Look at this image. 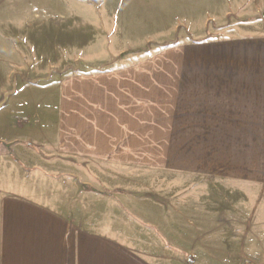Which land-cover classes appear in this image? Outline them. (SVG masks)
I'll return each mask as SVG.
<instances>
[{
  "label": "crops",
  "instance_id": "obj_1",
  "mask_svg": "<svg viewBox=\"0 0 264 264\" xmlns=\"http://www.w3.org/2000/svg\"><path fill=\"white\" fill-rule=\"evenodd\" d=\"M242 3L236 9L251 19L227 36L177 30L171 44L133 62L52 81L54 122L23 96H48V80L11 89L24 132L1 133L0 145L11 155L18 146L21 166L46 170L63 189L37 195L0 183V264L263 263L264 209L257 220L253 213L264 199V0ZM151 175L165 182L155 183L156 198H136L151 215L133 210L140 226L90 224L69 188L101 193L93 180L103 179L114 194L117 181ZM206 234L225 237L216 244Z\"/></svg>",
  "mask_w": 264,
  "mask_h": 264
},
{
  "label": "rangeland",
  "instance_id": "obj_2",
  "mask_svg": "<svg viewBox=\"0 0 264 264\" xmlns=\"http://www.w3.org/2000/svg\"><path fill=\"white\" fill-rule=\"evenodd\" d=\"M242 1L0 0V103L4 101V108H0V134L24 132L17 126L23 116L20 115L17 120L11 112L15 107L11 89L22 84V81L43 85L48 80L45 83L48 96L45 94L47 90H37L34 99L29 96L30 90L23 96L36 102V112L44 122L47 119L54 122L57 110H50V104L56 103L58 96L49 92L54 84L52 81L61 79L71 71L133 62L171 44L177 30L206 37L227 36L235 32V24L251 19L253 12L236 9L243 5ZM246 1L247 5L253 2ZM210 13L217 18L206 21V25L200 28ZM221 15L223 17L219 18ZM194 26L198 27L197 30ZM121 49L124 51L120 54ZM25 113L29 115L31 111H24L22 115ZM26 126L25 132L28 129ZM40 129L41 126L38 127ZM17 147H12L11 155L6 144L0 145V183H23V188L32 194H53L63 189L59 181L47 176L46 170L30 164H25L27 168L21 166L15 158L19 157ZM151 176L136 183L133 182L135 180L125 183L117 181L123 188L114 194L101 191L108 188L103 179L93 180L101 193L88 191L85 184H72L69 188L74 198L81 200L79 206L90 224L106 222L120 228L131 227V223L140 226L139 218L132 212L136 210L144 219L151 218V215L136 207V198L147 195L156 198L155 178L159 177ZM73 181L77 182L75 179ZM162 182L156 185L160 186ZM263 209L264 199L261 197L254 208V220ZM260 223L264 226V214L260 217ZM259 236L264 246V227ZM221 237L225 235L206 234L201 238L212 239L217 244Z\"/></svg>",
  "mask_w": 264,
  "mask_h": 264
},
{
  "label": "trees",
  "instance_id": "obj_3",
  "mask_svg": "<svg viewBox=\"0 0 264 264\" xmlns=\"http://www.w3.org/2000/svg\"><path fill=\"white\" fill-rule=\"evenodd\" d=\"M87 188L90 189V190H96L95 188H93L91 186H87ZM104 192H105V194H110V191H108V190H105Z\"/></svg>",
  "mask_w": 264,
  "mask_h": 264
},
{
  "label": "water",
  "instance_id": "obj_4",
  "mask_svg": "<svg viewBox=\"0 0 264 264\" xmlns=\"http://www.w3.org/2000/svg\"><path fill=\"white\" fill-rule=\"evenodd\" d=\"M263 16H264V14H263Z\"/></svg>",
  "mask_w": 264,
  "mask_h": 264
}]
</instances>
